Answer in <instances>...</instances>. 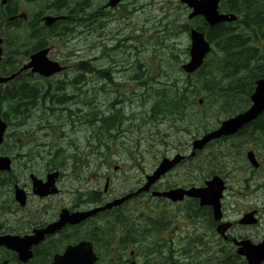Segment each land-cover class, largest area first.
<instances>
[{"label":"rangeland","instance_id":"374dc122","mask_svg":"<svg viewBox=\"0 0 264 264\" xmlns=\"http://www.w3.org/2000/svg\"><path fill=\"white\" fill-rule=\"evenodd\" d=\"M16 1L29 14V19L38 12L47 11L52 4L25 5L23 0L12 3L15 4ZM86 4L78 12V17H84V21L77 19L69 22L72 31H69L68 36L53 41L48 46V59L57 61L63 66V71L50 78L31 74L30 71L20 72L22 81L36 86L40 99L24 120H11L6 132L8 139H5L0 149L1 155L12 157L8 150L22 147L19 154L32 160L16 158L19 161L13 162L12 173L16 177L14 184L22 188L28 186L29 174L39 179L45 178L48 170L46 163L51 158L47 154L51 152L53 155L58 148L65 150L67 157L76 155L78 159H84L85 163L74 171H62L57 195L42 202L33 200L28 205L27 211L33 215V220L26 219L24 212L15 210L12 187L0 186V234L26 233L33 223L42 221L44 215L54 213L56 207H68L74 192L81 195L94 190L102 192L105 176H110L111 179L109 193L106 195L108 198L130 188L135 189L146 175L152 173L161 157H171L178 150L188 154L194 140L216 128L217 122L225 119L212 113L208 115L206 122L189 127L188 132H177L179 125L176 120H162L159 123L149 118L156 96L165 89L166 84L183 83L186 78L180 70L181 64L188 60L186 50L190 47L189 35L184 26L190 28L193 25L178 0H130L121 8L99 12L97 17L93 14L102 10L105 2L87 0ZM71 16L75 17V14ZM47 33L48 31L45 32ZM0 36L3 40V61L9 57V44L13 43L16 54L13 69L14 72L21 70L33 53L27 57L23 55L32 47L28 30L21 25L19 29L10 32L0 26ZM207 61L209 67L204 71H207V77L212 78L218 67L217 59L210 56ZM81 62H90V66L96 71L107 70L111 81L102 79L97 72L87 74L78 71L76 68ZM218 72L222 74L219 70ZM211 82L219 84L221 78H214ZM54 94H65L66 97L57 101L58 96ZM52 95L53 99L50 98ZM197 100L200 101L198 98ZM204 108V104L193 108L188 123L199 120L201 117L197 116L202 114ZM113 109L120 112L123 128L127 129L116 143L110 144L109 151L105 149L98 153L95 144L90 142L93 128L87 122L95 114L102 112L108 115ZM186 121L184 119L182 125ZM27 136L29 140L25 143L24 137ZM250 146L243 139L216 141L203 151V156L210 153V156L213 155L212 161L209 156L210 162L205 159L200 165L201 169L197 170L195 167L190 170L187 166H181L159 184L161 187H202L210 176L209 170L222 171L218 175H224L228 184L223 205L228 219L236 220L244 210L257 208L263 211V222L256 231L259 234H255L252 229H235L230 231V235L235 238L245 237L257 243L264 238V171L255 173L246 162L244 153ZM114 167L118 168L117 172H114ZM256 185L258 191L252 193L251 190L256 189ZM28 190L31 193L30 186ZM143 200L141 207L145 210L144 205L150 204L161 222L147 218L146 224H151L153 230L151 237H142L135 245H130L124 254V260L129 257L130 250H133L138 251L133 259L137 264H163L166 259L164 256L169 255V242H172L180 264H186L187 261L199 264L197 261L204 257L207 259L208 255L216 257L219 243L211 231L213 227L210 228L207 221H201L202 214H198L195 226L188 217L192 209L196 210L194 203H190L191 208L184 205L167 207L166 210L162 209L161 215L154 202L147 203ZM187 208L189 213L183 212ZM160 226L164 227L159 228ZM204 244L212 247L211 252L205 250ZM161 249L163 255L160 253ZM193 251H198L204 257L194 255L188 259L184 255L185 252L191 254ZM2 256L4 254H0ZM223 258L219 257L218 261ZM118 259L114 262L109 259V263L101 264H119ZM42 261V258H36L32 264H41ZM218 261L213 259L208 264H217Z\"/></svg>","mask_w":264,"mask_h":264},{"label":"trees","instance_id":"16d2710c","mask_svg":"<svg viewBox=\"0 0 264 264\" xmlns=\"http://www.w3.org/2000/svg\"><path fill=\"white\" fill-rule=\"evenodd\" d=\"M47 1L50 3L58 1L63 5L66 0ZM237 1H239L240 8H231V11L238 16L235 23L219 24L213 28H208L204 23H196L198 30L205 32L206 38L214 47L211 57H216L218 65L215 76L212 78L206 76L207 71H204V69H208V67L205 65L198 72L187 77L185 86H183L184 84H166L165 89L156 96L150 109V120L173 119L180 125L184 122V119H187L185 125H180L187 131L189 127L195 124L200 125L203 121L206 122L209 114L217 113L222 117H228L237 111L242 112L246 108L255 80L264 78V0H231L232 6ZM75 2L79 6L80 3H85L86 0H75ZM7 11L12 13L9 9ZM76 20L71 16L69 22ZM67 26L72 29L70 24ZM185 29L188 30V28ZM65 30L63 29V32ZM40 45L36 43L31 49H37ZM27 53L29 51H26L23 55L25 56ZM79 69L91 73L92 68L87 64L86 66L81 65ZM218 75H221L220 78L223 79L219 84H213L212 79L217 78ZM10 87L12 86L0 91V116L8 124L12 119L22 118L24 120L29 116L32 108L34 109L37 106L40 99L35 85L17 81L16 86ZM54 96H58L56 97L57 101L64 100L66 97L65 94H54ZM199 96L202 97L205 110L202 111L200 116H197L201 117L199 120L197 119L190 124L188 119L191 120L193 108L199 107L197 101ZM50 98L53 99V95ZM224 105L228 107H224ZM219 115H216V117H220ZM257 122V125H260L259 131L264 133V119ZM87 123L90 126L94 123L93 127L91 126L93 130L90 142L95 144L98 152L102 149H108V143L111 141L116 142V138L119 137L116 134V132H120V128L118 129L119 122L115 114L106 116L103 113H97ZM50 157V160L46 163L47 169H68L69 162L66 160L65 150L59 148ZM210 158L212 161L213 155ZM69 159L72 170H76L79 165L85 163L83 159H78L76 155L71 156ZM10 179L9 176L4 177L1 185L4 186L5 182L10 184ZM41 264L47 263L43 260Z\"/></svg>","mask_w":264,"mask_h":264},{"label":"water","instance_id":"95a60500","mask_svg":"<svg viewBox=\"0 0 264 264\" xmlns=\"http://www.w3.org/2000/svg\"><path fill=\"white\" fill-rule=\"evenodd\" d=\"M2 4H5L7 0H0ZM119 0H113L110 5L114 6ZM182 3H186L193 13L190 18L196 16H203L204 20L208 25L215 26L221 22H232L235 20L233 16L221 15L217 12V6L219 0H203V1H190V0H180ZM54 18H46V25H50L52 22L56 21ZM191 47H190V61L182 67V69L191 74L200 68L203 64L205 57L210 53V45L206 42L204 34L192 30L191 31ZM1 44V40H0ZM48 50H42L31 56L30 62L23 67V71L31 70L33 74H39L43 77H50L61 71L57 63L51 62L47 59ZM1 56V49H0ZM14 76L10 78L0 79L1 83H6L11 80ZM255 93L251 96V101L253 105L245 113L238 115L237 117L230 119L221 124V127L209 134L204 135L200 140H196L193 143V149L199 150L206 143L211 140L220 138L222 136H228L236 133L240 128H242L247 123L255 120L260 113L264 110V81L256 82ZM6 125L0 121V145L3 141V134L5 132ZM249 161L253 162L252 156L248 155ZM182 157H176L173 160H163L159 167L153 172V174L147 177V183L141 191H147L151 185H153L162 175L170 171L175 167ZM10 169V162L8 158H0V171H8ZM58 174H52L47 176V182L42 183L41 181L32 177L33 182V193L41 197L53 194L56 191L51 190L54 186L55 179ZM223 190V185L220 182L214 181V183H208L207 189H190L189 191H184L182 189H176L169 191L167 193L157 194L154 196L167 197L172 201H180L184 196L193 197L200 199L201 205H210L213 207L215 215L218 216L219 210V200L221 198V193ZM15 200L24 205V193L22 191H16ZM123 199L122 201H124ZM119 201L118 203H120ZM117 204V202H115ZM67 212L63 211L61 215V221L55 225L49 226L47 230L37 231L34 237H28L25 239L3 237L0 238V246H4L7 249L13 250L18 253V259L21 262H27L32 254L29 252V248L33 244H37L39 240L43 239L44 234H49L60 229L65 222H67ZM74 220H70L75 223ZM242 249L243 254L246 255L249 264H260L264 260V244L259 247H252L248 242L243 244ZM254 248V250H253ZM96 262V257L93 254L89 244L82 243L79 247H68L62 255H57L54 257L52 264H94ZM6 264V263H3ZM135 264V263H131Z\"/></svg>","mask_w":264,"mask_h":264},{"label":"flooded vegetation","instance_id":"af4514ba","mask_svg":"<svg viewBox=\"0 0 264 264\" xmlns=\"http://www.w3.org/2000/svg\"><path fill=\"white\" fill-rule=\"evenodd\" d=\"M130 0H125L122 3H119L117 6H119V8L122 7V5ZM12 2H15V0H8L5 6H2L0 4V16H4L5 14L1 13L3 9H11L12 13H10V15H8L9 17L7 18V21H11V18H15L18 14L15 11V9H17V1L15 4H13ZM105 2L104 7L102 8V10H100V12L108 9L106 7V5L108 4L109 0H105L103 1ZM225 2V0H220L219 2V8L220 11H225L226 9L222 8L223 3ZM237 6L239 7V4H237ZM183 8V10H185V12H187L189 14V10H187L184 6H181ZM144 7H142L143 9ZM141 9V10H142ZM16 13H15V12ZM6 14L8 13V11H5ZM19 12V10H18ZM21 13V12H20ZM99 12L96 11L97 15ZM1 24V22H0ZM7 24V23H6ZM9 30H12L13 27H9ZM261 167L258 169L260 170ZM166 176H164V178H166ZM164 178H162L160 181H162ZM107 179V178H106ZM160 181L156 184L155 189L162 192V191H167L172 189L171 186H160ZM30 186V190H31V183H28V186L25 185V187H23L26 192H27V204L25 207L23 208H19L17 205L15 206V210L17 212H24L26 214V219H31L33 220V215L27 211V207L28 205L33 201H45L53 196H50L48 198L45 199H41L38 197H35L33 195H31V193H29L28 187ZM135 190H130L121 195H118L116 197L122 196V195H126V194H130L132 192H134ZM108 194V190L106 192H99V191H91L88 193V195H81L78 194L76 192H74L72 199L70 200L69 206H68V210L71 213L74 212H86L89 210H93L99 207H102L103 205H105L106 201H109L110 198H108L106 195ZM144 198V197H143ZM157 202L160 205H166V206H176V204H171L169 201L164 200V199H156ZM134 198L131 200V202L126 203L125 205L116 208V209H111V210H107V211H103V212H99L96 213L94 216L84 220L83 222L75 225V226H68L65 227L61 233L59 235H56L54 238H60L62 240V245H63V250L68 246V245H74L77 243H80L82 241H87L92 243L95 251L97 252L98 249L101 250H105V256L108 257H124L125 252L129 249V245H127V243H131V242H138L141 240L142 237H144L145 235V229H144V225L142 223V221H140L138 223V225L136 226L135 224V217H136V207L135 204L133 203ZM48 202V201H47ZM133 206L131 207L130 204ZM142 201L139 202L138 204V210H140V216L143 219V211H142ZM62 208H65L64 206H60V207H56L54 209V213H52L51 215L47 216L46 218H44L45 220H43L42 222H38L36 224H32L30 226V231L28 233H30L33 229L34 226H36L35 228H42L44 227L43 225L45 223H51L53 221H56L58 219V215L59 212L61 211ZM36 216V215H34ZM128 220L132 221V224L129 225L128 224ZM46 224V225H47ZM138 234V235H137ZM65 238H69L70 241H72L69 244H64V239ZM51 241H54L53 239L50 238H46L45 241H43V243L41 245H39L40 247L38 248L41 251H44V243H50ZM114 243H117V247H114ZM118 243H120V245L122 247L118 246ZM111 246V250L109 252H107L106 248H110ZM127 245V246H126ZM125 247L123 250H121L120 248ZM35 250V249H34ZM135 251L130 250V257H135Z\"/></svg>","mask_w":264,"mask_h":264},{"label":"bare ground","instance_id":"6f19581e","mask_svg":"<svg viewBox=\"0 0 264 264\" xmlns=\"http://www.w3.org/2000/svg\"><path fill=\"white\" fill-rule=\"evenodd\" d=\"M82 15H83V14H82ZM83 21H84V20H83ZM85 21H88V19H87V20L85 19ZM74 23H76V22H74ZM86 23H87V22H86ZM86 23H85V25H87ZM40 93H41V92H40ZM57 103H58V102H57ZM93 124H94V123H93ZM51 160H52V159H51ZM162 220H163V219H162ZM137 235H138V234H137Z\"/></svg>","mask_w":264,"mask_h":264}]
</instances>
